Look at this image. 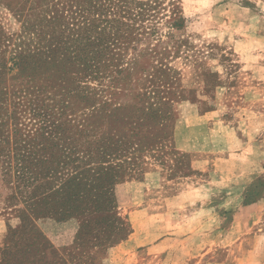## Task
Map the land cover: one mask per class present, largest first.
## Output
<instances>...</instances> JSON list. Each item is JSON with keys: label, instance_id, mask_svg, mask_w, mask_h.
Returning a JSON list of instances; mask_svg holds the SVG:
<instances>
[{"label": "rangeland", "instance_id": "1", "mask_svg": "<svg viewBox=\"0 0 264 264\" xmlns=\"http://www.w3.org/2000/svg\"><path fill=\"white\" fill-rule=\"evenodd\" d=\"M38 80L96 132L86 209L0 180V264H264V0H0V93Z\"/></svg>", "mask_w": 264, "mask_h": 264}, {"label": "trees", "instance_id": "2", "mask_svg": "<svg viewBox=\"0 0 264 264\" xmlns=\"http://www.w3.org/2000/svg\"><path fill=\"white\" fill-rule=\"evenodd\" d=\"M8 99L0 93V180L11 184V176H14L15 186H10L14 192L12 197L19 196L27 203L43 189L45 195L68 189L62 206L84 212L86 207L80 205H84L80 196L87 194V187L74 181L88 170L84 165L96 136L91 123L82 114L70 112L76 109L62 105L45 81L18 86L12 90L10 102ZM81 138H90L83 141L86 146L79 141ZM10 144L13 147L9 148ZM99 185L101 183L93 186L96 198L91 201L95 211L112 203L111 198L105 200L107 193L98 189ZM78 200L80 204H72ZM68 210L61 211L62 218L70 214Z\"/></svg>", "mask_w": 264, "mask_h": 264}, {"label": "crops", "instance_id": "3", "mask_svg": "<svg viewBox=\"0 0 264 264\" xmlns=\"http://www.w3.org/2000/svg\"><path fill=\"white\" fill-rule=\"evenodd\" d=\"M231 223H233V222H231ZM232 227L234 226V225H231ZM203 227V225H202V223H201V228ZM196 231H198V230H196ZM203 234V233H202ZM214 233H212V235H213ZM191 235V234H190ZM187 237L189 238L190 236L187 234ZM216 241H214V240H212V243L214 244ZM217 244V243H216ZM211 247H213V245L211 246ZM210 250H213V248H211ZM208 252V250L205 252V253H207ZM246 258V260H244L243 262H244V264H249L250 263V261H251V259L250 258H248V257H245Z\"/></svg>", "mask_w": 264, "mask_h": 264}]
</instances>
